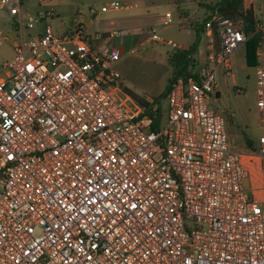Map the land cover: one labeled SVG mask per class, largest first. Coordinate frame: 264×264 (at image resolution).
<instances>
[{
  "label": "built area",
  "instance_id": "2783aa9c",
  "mask_svg": "<svg viewBox=\"0 0 264 264\" xmlns=\"http://www.w3.org/2000/svg\"><path fill=\"white\" fill-rule=\"evenodd\" d=\"M23 4L0 0L15 37L0 30L13 52L0 77V264H264V21L255 66L262 126L245 155L257 165L256 195L208 101L217 72L229 75L245 46L242 18L205 22L208 32L216 24L218 51L171 82L166 122L152 130L111 69L119 51L93 45L126 36L127 26L90 28L98 14L131 5L80 8L57 32L53 10ZM172 23L160 15L149 40L180 48L157 34Z\"/></svg>",
  "mask_w": 264,
  "mask_h": 264
},
{
  "label": "rangeland",
  "instance_id": "374dc122",
  "mask_svg": "<svg viewBox=\"0 0 264 264\" xmlns=\"http://www.w3.org/2000/svg\"><path fill=\"white\" fill-rule=\"evenodd\" d=\"M110 0H24V6L29 9H47L53 10L61 16V20L54 18L51 24L56 29L63 28L69 18L75 15L80 8L94 6L99 8ZM120 3L131 5L130 8L119 11H110L100 13L96 16L95 25L98 21L108 20L128 15L144 16L143 23L136 25H126L128 34L121 37L106 36L101 41L108 48H115L119 51V59L111 65V69L118 72L122 89L127 88L142 100L151 102L156 100L163 92L172 76V67L169 64V58L176 51L165 42L149 40V29L151 21L148 15H154L155 22L158 14L170 11L174 23L168 26L157 24L158 35L163 40H172L177 44L189 45L195 39V33L189 28H183L178 24L177 9L174 0H117ZM214 0H211V3ZM207 4V2H204ZM210 3V2H209ZM255 9L258 17L264 16V0H256ZM263 21V20H262ZM177 22V23H175ZM134 23V22H133ZM125 25L127 23L121 22ZM107 24H101L106 26ZM0 30L9 38V41L15 40L13 31L10 27L9 16L6 10L0 8ZM200 41L199 46L203 45ZM13 58V52L10 44L3 43L0 45V77L4 76L6 69L2 64L4 60ZM232 69L229 75L220 71L217 72L216 78L218 83L219 95L210 94L209 104L215 111L224 118L225 130L228 144L237 152L244 151L245 141H249L254 148L257 147L258 137L261 133V114L258 108V95L256 85V68L246 63L245 46L240 48L231 57ZM166 99H161L162 114L161 123L166 122L167 111ZM247 153L251 151H246ZM248 169L257 173L256 164H248ZM253 169V171H252ZM244 186L253 190L256 195L259 194L257 189L260 179L258 176L249 175L243 180Z\"/></svg>",
  "mask_w": 264,
  "mask_h": 264
},
{
  "label": "trees",
  "instance_id": "16d2710c",
  "mask_svg": "<svg viewBox=\"0 0 264 264\" xmlns=\"http://www.w3.org/2000/svg\"><path fill=\"white\" fill-rule=\"evenodd\" d=\"M204 3V2H203ZM202 3V4H203ZM209 7L208 16L203 19L201 29L207 20H209L215 13L229 19H243V27L247 37L245 43V58L246 63L250 66H256L258 63L256 56V48L261 39V33L256 30V23L258 19L252 8L244 7V0H215L213 3L203 4ZM216 24L214 25L215 28ZM199 32L197 31L195 40L189 46L176 50L169 58V64L172 67V76L159 97L151 102L142 100L139 96L125 88V92L130 95L135 101L143 106L142 116L151 118L150 129L156 130L161 123V99L165 98L169 92L171 82L178 76L187 78L191 75L192 69L195 66L194 53L197 50Z\"/></svg>",
  "mask_w": 264,
  "mask_h": 264
},
{
  "label": "crops",
  "instance_id": "0c3cea01",
  "mask_svg": "<svg viewBox=\"0 0 264 264\" xmlns=\"http://www.w3.org/2000/svg\"><path fill=\"white\" fill-rule=\"evenodd\" d=\"M215 1V0H214ZM213 1V2H214ZM203 2H207V3H209L210 2V4H211V0H174V5H175V7H176V9H177V17H178V24H180V26L181 27H183V28H189V29H191L192 31H194V33H195V37H196V33H197V31L199 32V37H198V43L201 41L202 43L201 44H203L202 46L200 45L199 46V44H197V50H196V52L194 53V55H193V57L195 58V66L193 67V69H192V72H193V70L194 69H196L197 68V66L201 63V62H203V60L210 54V53H212V52H217L218 51V47H219V45H218V37H217V35H216V31H215V28H214V30L212 31V32H208L205 28H204V26H203V29H201L200 27H201V25H202V22H203V19H205L207 16H208V14H209V7L208 6H205V5H203L204 3ZM212 2V3H213ZM255 2H256V0H244V7L245 8H252L253 9V11H254V13H255V15H256V18L258 19V20H260V21H264V16H260V17H258V15H257V13H256V9H255ZM203 3V4H202ZM123 10H125V9H123ZM166 12H170V11H166ZM166 12H164V13H166ZM264 12V11H263ZM164 13H162V14H164ZM171 13V12H170ZM162 14H158L157 15V17H158V19L154 22L153 21V17H156V16H154V15H148L147 16V18H150L151 19V21H148L147 23H149L150 25H152V24H154V23H156L158 20H159V17H160V15H162ZM55 18V17H54ZM53 18V19H54ZM56 18H58V19H62L61 18V16L59 15V14H57V16H56ZM145 17L144 16H139V15H128V16H122V17H117V18H109L108 20H101V21H99L100 22V26H101V24H104V23H106L107 25L106 26H108L109 24H110V21H113V20H117V21H120V23L121 22H125V23H127V24H125V26L126 25H136V23H139V22H141L140 24H142L143 23V19H144ZM52 19V20H53ZM52 20H50V24H51V21ZM70 20H71V18H69L68 19V21H67V23L66 24H64L63 22H61L60 21V23L63 25V28L61 27V29L59 30V29H56V28H54V26L52 25V27L57 31V32H61V31H63L68 25H69V23H70ZM134 22V23H133ZM183 22V24H181ZM44 23L45 22H42L40 25H39V29H41L42 27H43V25H44ZM173 23H174V20H173ZM172 23V24H173ZM175 23H177V22H175ZM123 25V24H122ZM106 26H101V27H106ZM90 28H91V30L92 29H94L95 28V26L93 25V24H91L90 25ZM106 36H108V35H103L101 38H99V39H95L94 41H93V45L96 47V48H98V49H104V48H108V46H106L104 43L105 42H102L101 40L103 39V38H105ZM195 40V39H194ZM193 43V42H192ZM191 43V44H192ZM190 45V44H189ZM189 45H180L179 44V46H180V48H178V49H176V50H179V49H182V48H185V47H187V46H189ZM235 54V53H234ZM233 54V55H234ZM191 72V73H192ZM219 72V71H218ZM219 95V91L217 92V96ZM216 96V97H217ZM229 145V144H228ZM229 147H230V145H229ZM231 148V147H230ZM245 150L244 151H241V152H239V153H241V155H242V160H243V163L247 166V168H248V164H250V166H251V164L252 163H250V162H248L247 161V159H246V157H245V155L247 154V150L248 151H254L256 148H254L253 147V145L249 142V141H247V139H246V141H245ZM232 149V148H231ZM256 167H257V165H256ZM252 171H253V169H252ZM251 174H252V177H256L257 175H258V177H259V173L258 174H255V173H253V172H251Z\"/></svg>",
  "mask_w": 264,
  "mask_h": 264
}]
</instances>
